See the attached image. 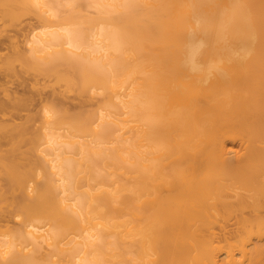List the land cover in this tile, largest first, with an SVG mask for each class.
Returning a JSON list of instances; mask_svg holds the SVG:
<instances>
[{"label": "bare ground", "instance_id": "1", "mask_svg": "<svg viewBox=\"0 0 264 264\" xmlns=\"http://www.w3.org/2000/svg\"><path fill=\"white\" fill-rule=\"evenodd\" d=\"M21 71L0 264H264V0H0Z\"/></svg>", "mask_w": 264, "mask_h": 264}, {"label": "rangeland", "instance_id": "2", "mask_svg": "<svg viewBox=\"0 0 264 264\" xmlns=\"http://www.w3.org/2000/svg\"><path fill=\"white\" fill-rule=\"evenodd\" d=\"M3 53H5L6 52V50H3L2 51ZM19 68V67H18ZM22 72L23 71H21L20 73H19V77H18V75L16 74V75H12V77L10 76V77H8L7 78V80H6V82L5 81H0V83H3L2 85L0 84V95L2 94V90H3V87H4V89H13V90H15V91H17V93H20L19 95H22V93H23V95H26V93L28 92V90L29 91H34L35 90V86H36V88L37 87H41V85H44V86H46V85H48V86H46L45 87V91H46V89H47V91L48 90H52V88H53V86H54V88L53 89H57V87H58V85L59 84H57V82H55V80L53 79V78H51V77H48L47 79H41V78H39V77H37L36 76V78H35V76L32 74V72H28V73H26V72H23V74H22ZM27 74V75H26ZM29 75V76H28ZM26 78H28L27 80H29V81H27L28 82V86H31V89H29V88H26L25 87V90H24V88H23V86L21 85V81L24 79H26ZM8 79H9V81H8ZM22 79V80H21ZM193 80V77H188V78H186L185 79V83H183L182 85H183V88H184V91H186V96L184 97V100L185 101H190V100H192V99H194L196 96H197V94H198V86H194V83L195 82H193L192 81ZM18 81H19V83H18ZM9 82V83H8ZM30 82V83H29ZM30 84V85H29ZM53 85V86H52ZM7 86V87H6ZM51 86H52V88H51ZM49 87V88H48ZM26 89H28L27 91H26ZM24 91V92H23ZM31 91V92H32ZM46 91V92H47ZM68 104H75V103H77V101L75 100H68ZM33 103V102H32ZM30 104V102H28L27 104H26V110H23L22 111V113L24 112V113H27L28 112V110H27V107L28 106H30L29 105ZM67 104V105H68ZM30 109V108H29ZM27 111V112H26ZM239 138L238 137H231V138H229L228 139V142H227V144H228V146H233V147H237V144H238V140ZM204 157V156H203ZM164 163H167V161H165ZM182 167H185V165H182ZM227 230H228V232H229V234H231L232 232H234V230H235V226H234V222H232V221H229L228 222V226H227ZM219 237H221L220 235H219ZM221 239H222V237H221ZM254 241H255V239H254ZM264 242V241H263Z\"/></svg>", "mask_w": 264, "mask_h": 264}]
</instances>
